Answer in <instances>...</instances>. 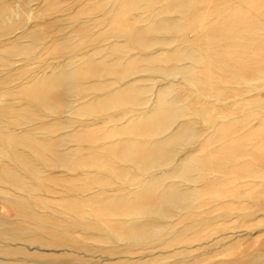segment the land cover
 <instances>
[{"label": "bare ground", "instance_id": "1", "mask_svg": "<svg viewBox=\"0 0 264 264\" xmlns=\"http://www.w3.org/2000/svg\"><path fill=\"white\" fill-rule=\"evenodd\" d=\"M0 256L264 264V0H0Z\"/></svg>", "mask_w": 264, "mask_h": 264}, {"label": "rangeland", "instance_id": "2", "mask_svg": "<svg viewBox=\"0 0 264 264\" xmlns=\"http://www.w3.org/2000/svg\"><path fill=\"white\" fill-rule=\"evenodd\" d=\"M14 53V52H13ZM1 257V256H0ZM2 258V257H1Z\"/></svg>", "mask_w": 264, "mask_h": 264}]
</instances>
